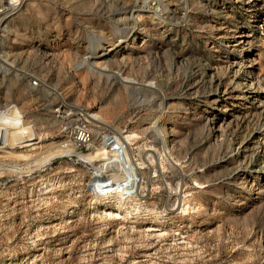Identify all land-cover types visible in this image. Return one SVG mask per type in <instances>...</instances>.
Listing matches in <instances>:
<instances>
[{
	"label": "rangeland",
	"instance_id": "rangeland-1",
	"mask_svg": "<svg viewBox=\"0 0 264 264\" xmlns=\"http://www.w3.org/2000/svg\"><path fill=\"white\" fill-rule=\"evenodd\" d=\"M262 2L0 0V264H264ZM59 106L129 136L120 198L97 140L54 147Z\"/></svg>",
	"mask_w": 264,
	"mask_h": 264
},
{
	"label": "built area",
	"instance_id": "built-area-1",
	"mask_svg": "<svg viewBox=\"0 0 264 264\" xmlns=\"http://www.w3.org/2000/svg\"><path fill=\"white\" fill-rule=\"evenodd\" d=\"M253 28L258 38L264 43V2L260 4L259 11L253 19ZM37 80L38 79L32 80V84H38L36 82ZM14 105L15 104L10 103L0 110ZM54 112L58 123V134L60 136V140L54 144V147L61 151L59 153L60 155H75L79 157V153L86 149L87 146L95 139L99 144L104 146V148L108 151L109 156L112 158L111 162H108V166L106 168L109 170L117 168V170H121L123 172V178L117 180L115 185H119L120 188L125 189L126 186L131 184L133 177L137 179L135 177L136 171L132 163V161H134L133 157L131 160L128 154L129 143L121 136L120 133L114 130H109L105 127H100L97 124L100 123V115H98L97 112H95L97 116H92L90 111L87 112L83 109L71 111L70 109L66 110L62 108L61 106L55 108ZM1 126L4 125L0 124V127ZM4 127L6 128V126ZM17 145L19 146V144ZM6 147L11 146L8 141L4 140V136L0 134V150ZM94 174L92 175L90 181L91 192L94 194V189L92 190V188H95V191L97 190L99 194L107 193L110 190V184L107 183L114 182L113 179L110 180V173L105 174L102 171L101 175L94 176Z\"/></svg>",
	"mask_w": 264,
	"mask_h": 264
},
{
	"label": "bare ground",
	"instance_id": "bare-ground-1",
	"mask_svg": "<svg viewBox=\"0 0 264 264\" xmlns=\"http://www.w3.org/2000/svg\"><path fill=\"white\" fill-rule=\"evenodd\" d=\"M95 46H98V44H96L95 43V45L93 46V47H95ZM112 50V47H110V48H107L106 50H105V52H103L102 54H99V55H97L96 57H94V58H100V57H103V56H105L108 52H110ZM89 59V57L88 56H83L82 58H81V60H80V62H79V64L77 65V67H79L80 66V64H82V62H86L87 60ZM91 66L92 67H97L98 68V66H96V65H94V64H92L91 63ZM99 69L100 70H104V67H99ZM121 80L123 81V82H126V83H133L134 81L133 80H131L130 78H127V77H121ZM149 85L151 84L150 82L148 83ZM9 107H6L5 109H3V110H0V115L2 114L3 115V113L8 109ZM8 111V110H7ZM92 115V114H91ZM92 116H94V114L92 115ZM0 122L2 123V124H5L2 120H0ZM154 122H157V119L154 121ZM159 123V122H158ZM7 126V125H6ZM28 126H30V125H28ZM126 139H128V137L129 136H124ZM26 142H28V141H26ZM33 143V142H32ZM105 151L104 150H101L100 151V155H101V157H104V158H108V157H106L105 156ZM115 182H117V181H114V182H112L110 185H109V188H111L112 189V191H113V193L112 194H105V193H102V194H99L98 192H97V190L95 191V189H94V193L95 194H97V195H99V196H101V201L102 200H110L111 198L113 199V198H120L122 195H121V191H124L125 189H123V188H120L119 187V185H115ZM130 185H132V183L130 184Z\"/></svg>",
	"mask_w": 264,
	"mask_h": 264
}]
</instances>
